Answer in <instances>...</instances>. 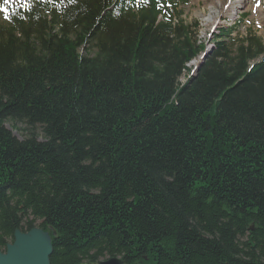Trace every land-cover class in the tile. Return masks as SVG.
I'll return each instance as SVG.
<instances>
[{"label": "trees", "instance_id": "trees-1", "mask_svg": "<svg viewBox=\"0 0 264 264\" xmlns=\"http://www.w3.org/2000/svg\"><path fill=\"white\" fill-rule=\"evenodd\" d=\"M42 5L0 19V250L40 227L51 264H264L263 40L223 28L181 84L205 44L160 0Z\"/></svg>", "mask_w": 264, "mask_h": 264}, {"label": "rangeland", "instance_id": "rangeland-1", "mask_svg": "<svg viewBox=\"0 0 264 264\" xmlns=\"http://www.w3.org/2000/svg\"><path fill=\"white\" fill-rule=\"evenodd\" d=\"M175 3H178V6H174ZM168 4V8L173 10L172 12H175L176 14L178 11L181 12V17L188 25L197 22L198 26H193V37L199 43L202 42L208 44V41L213 40L214 33L212 35H208V32L212 29L210 28V23H206V21H204V15H208L211 7L208 0H169ZM263 6L264 5L261 1L259 3V8H257L256 0H251L244 12H235L234 17L224 16L220 20L219 26H233L234 32L232 34V37L236 38L237 40H239L240 38H245L247 34L249 35L250 33H255L264 41V9L262 10ZM1 14L2 20H8L4 18L3 12ZM244 14H247V16L244 17ZM82 52H84V50H82ZM200 56L196 57L189 63L188 70H186L181 77L182 82L186 81L189 74L192 73L201 64L202 59ZM5 126L20 139H24L29 134L28 130L25 129L26 127L24 124L20 123L16 127H14L12 122H6ZM36 132L39 136V139L43 140L44 135L40 127L36 128Z\"/></svg>", "mask_w": 264, "mask_h": 264}, {"label": "water", "instance_id": "water-1", "mask_svg": "<svg viewBox=\"0 0 264 264\" xmlns=\"http://www.w3.org/2000/svg\"><path fill=\"white\" fill-rule=\"evenodd\" d=\"M52 254V238L48 231L39 227L27 232L17 229L14 242L7 244L5 252L0 250V264H51ZM99 264H125V262L122 257L116 256L102 259Z\"/></svg>", "mask_w": 264, "mask_h": 264}, {"label": "bare ground", "instance_id": "bare-ground-1", "mask_svg": "<svg viewBox=\"0 0 264 264\" xmlns=\"http://www.w3.org/2000/svg\"><path fill=\"white\" fill-rule=\"evenodd\" d=\"M208 1L210 2L211 7L208 15H204L205 16L204 21H206V23H210L211 27L214 24H216L218 21H220L224 16L234 17L235 12H240V13L244 12L250 2V0H218V1L208 0Z\"/></svg>", "mask_w": 264, "mask_h": 264}, {"label": "snow or ice", "instance_id": "snow-or-ice-1", "mask_svg": "<svg viewBox=\"0 0 264 264\" xmlns=\"http://www.w3.org/2000/svg\"><path fill=\"white\" fill-rule=\"evenodd\" d=\"M10 2H11V0H3V3L0 4V11L3 12L5 19H9L10 18V9L8 7V5L10 4ZM146 2H147V0H145V3ZM259 3H260V0H256V7H259ZM21 6L22 7H28L29 5L27 3V0H24V2L22 3Z\"/></svg>", "mask_w": 264, "mask_h": 264}]
</instances>
